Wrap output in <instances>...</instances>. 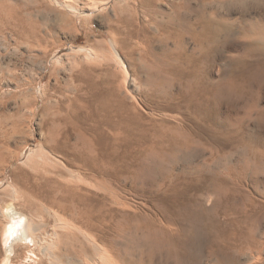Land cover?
Returning a JSON list of instances; mask_svg holds the SVG:
<instances>
[{"label":"bare ground","instance_id":"1","mask_svg":"<svg viewBox=\"0 0 264 264\" xmlns=\"http://www.w3.org/2000/svg\"><path fill=\"white\" fill-rule=\"evenodd\" d=\"M155 1L100 0L93 7H82L80 0H0V36L4 37V41L9 42V45L14 44L24 48L28 58L38 63L36 72L38 85L48 72L57 78V72L50 71L52 62L56 65H63L73 53L79 54L85 51L83 48L76 47L77 49L72 48L69 52L59 51L49 60L46 58L47 39L55 30V25L51 22H56L58 15L65 16L64 13H67L74 18H80L82 14L89 16L94 13L113 11L118 18L117 21L130 28L135 25L134 19L138 9L141 8L140 14L142 13L156 26L154 36L149 35L145 29L136 32L140 39L143 33L145 36L139 44L141 49L143 48L142 64L146 71L145 80L142 83L148 88L150 96L159 101L155 108L183 114L180 122L176 125H169L164 121L159 126L153 124L151 129H145L142 125L143 117L136 113V108L126 103V98L116 96L117 93H110L108 89L100 92L97 85L89 80L84 81L88 74H93V70L86 68L83 70L85 79L81 80L85 85L80 84L78 90L85 91L86 89L87 92L84 93L90 94L93 100L68 99L69 105L65 107L68 108L67 114L54 115L49 128V130H60L63 127L75 126V117H79L81 107H83L86 113L85 120L92 123L91 130L97 133L108 130L107 134L113 138L125 135L128 148L139 147L140 155L136 157L139 166V168L136 166L138 168L136 174L139 177L151 175L155 170H159L162 175L170 174L172 167L178 163L192 162L197 151L208 148L210 132L215 133L210 131L211 128L208 126L211 111L217 117L218 129L215 130L222 128L218 119L225 92L228 91L230 96H236L238 101L246 95L252 97V103L242 109L248 117L257 110L259 100L253 91L252 84L253 82L264 83V22L256 20L252 10L248 9L247 16H249L245 21L246 26L241 27L243 38L248 39L252 44L244 47L245 55L243 54L242 58L230 55L229 73L218 75L210 82L208 69L220 58L221 47L234 49L241 45V43L238 45L234 42L235 31L239 27V20L235 17L236 15L234 16V8H232L235 0H176L177 2L172 1L168 5L166 11L157 10ZM128 36L133 38L135 35L129 34ZM224 36L227 37L223 39ZM118 37L117 34L111 35L109 42L112 44L115 56L119 58ZM257 42H261L262 47L257 46ZM156 43H160L163 47L160 52L155 51ZM190 43L193 44L192 50L188 49ZM257 55L258 61L255 59ZM99 58L110 62L107 60L110 58L106 51L99 47L96 52L85 56L86 60L91 61ZM9 63L0 59V105L5 106L6 103L14 102L18 107H15L16 110H26L29 120L39 112L42 113L41 116L43 114L45 116V103L48 99L46 89L43 86L39 89L35 83L36 87L32 86L27 65L18 67V64ZM244 69L246 71L241 72ZM256 91H259V88ZM114 97H117L115 102L118 103V109L114 107L115 103L113 104L114 99H112ZM113 114L117 115L118 121ZM14 115H10L12 117L8 115L9 117L6 116L5 119L10 122L11 129L0 130V239L5 245V254L2 253L3 256L0 254L2 256H0V264H14L16 259L25 257L28 252L33 254L38 264H91L86 260L80 261V253L83 251L80 247L83 248V246H81V228L78 226L80 215L77 207L85 205V197L73 188L46 186L45 142H40L37 148H33L34 139H32L27 141L26 146L20 151L10 149V142L19 134L20 122H23V120L19 121L21 118L17 120ZM260 115L261 121H264V111H261ZM131 121L141 122L142 128L137 129L140 130L139 134L132 127L133 123L130 124ZM240 121L244 123L245 118ZM3 125L5 124L0 122V129ZM246 131H226L228 138H224L227 143H237L242 149V154L237 163L229 164L218 178L215 177L217 182L211 188L214 195L211 206L206 205L207 200L201 197L203 194L187 196L188 193L183 192V189L178 186L180 182L174 185L175 195L180 200L182 199V203L180 202L175 209L179 220L176 217L177 220L170 222V226L166 229L170 231L174 229L178 237L175 234L176 238L172 237L167 233L165 237V232H161L164 229L155 230V233L158 232L159 239L165 240L166 238L170 259L174 257L180 260L181 256L187 258L185 255L196 256L197 247L195 245L199 239L198 234L203 229L206 236L204 245L211 256L217 257L223 264L228 262L240 264L243 262L242 257L247 254L252 255V259L256 262L264 264V234H260L264 223V190L261 189L264 184V130H258L256 136L253 135L248 139L255 146L248 142ZM216 134H221V132L217 131ZM78 137L90 153L87 160L91 163L93 172L102 174V176L108 175L109 172L103 165L110 169L107 163H110L112 155L105 154L106 160L98 157L85 134L80 132ZM25 169L36 172V178L31 179ZM183 178L187 180V182L183 180V183L189 187L191 178L188 175ZM32 206L40 212L36 217L27 213V209ZM219 211L224 214L222 221L217 216ZM155 233L152 230L153 236ZM86 239L88 247L98 260L94 262L93 259L94 264H119L108 253L109 251L101 249L88 237ZM83 252L88 255L87 250L84 249Z\"/></svg>","mask_w":264,"mask_h":264},{"label":"rangeland","instance_id":"2","mask_svg":"<svg viewBox=\"0 0 264 264\" xmlns=\"http://www.w3.org/2000/svg\"><path fill=\"white\" fill-rule=\"evenodd\" d=\"M99 1L100 0H80V6L93 7V5ZM172 1L174 3L178 0H156L155 7L157 10L166 11L168 5H170ZM232 8L235 10V12L233 10V13H235L234 16L236 15L235 17L239 20V27H237L238 30L235 31L234 36L236 39H233L234 42H237L238 45L241 43V45L237 46L238 49H230L223 46L221 47L222 50L220 58L215 65H211L208 69L210 82L212 81V78L214 79L218 77V75L229 73L230 66L228 61H230L231 56H241L242 58L243 54L245 55L244 49L251 43V41L248 39L247 41L243 38L244 35L241 32V27L246 26L245 21L249 16H247L249 13L248 9L254 12L256 20L264 22V0H235ZM262 11L263 15L261 16ZM140 12L141 8L138 9L137 16L134 19L135 25H132L133 27L130 28L118 22V18H116L117 16L114 15L113 11H109L110 14L108 12L94 13L89 16L82 14L79 16L80 18H74L71 15L69 16L67 13H64L65 16L61 14L58 15L57 21L51 22L55 25V30L52 31V34L47 39L46 58L49 60L59 51L69 52L72 48H83L85 51L79 54L73 53V55L69 56L68 59L65 58V60H67L64 61L63 65H56L52 62L50 65V71H56L57 78L51 75L52 73L50 74L48 72L43 77L40 85H38L36 81L38 63H36L35 60L28 58V54L24 48H20L14 44L9 45L10 43L4 41V37L0 36V43L2 44V47L0 48L1 61L10 62L9 64L11 65L18 64V67L24 66V64L27 65L32 86L36 87V84L39 89L40 86H43L48 93V99L46 100V103L44 102L46 104V115L43 116V114L41 116L42 113L39 112L38 115L31 120H29L30 118H28L26 110H16L18 107L14 102H9V104L6 103L7 106L0 105V122L8 125H6L7 129L6 126L3 125L0 130L11 129L9 125L10 122L5 120L7 118L6 116H13V114H15L17 120L21 118L19 121L23 120V122H20L19 134L16 135V138L14 137V139H12L13 141L10 142V149L12 151H20L26 146V142L31 141L32 139H34L33 148H37L36 146H38L40 142H45L46 146H44V155L46 156V186L51 188H73L76 189L79 194L82 193L85 197V205L78 206L77 209L80 215L78 226L81 228V246H83V248L80 247V250H87L88 255L84 254L82 251L80 253L81 255L79 254L80 261L86 260L91 264L98 261L96 255L88 247L89 245L87 239L85 240V238L88 237L101 249L109 251L108 253L111 254L113 259L119 264H179L178 262L180 261H183L180 262V264H223V262L217 257H212L209 250H207L208 248L204 245L206 242V236L203 229L202 231L200 230L201 232L198 234L199 239L195 245V247H197L195 249L197 255H185L187 258L181 256L180 260L174 259V257H171L170 259L168 254L169 245L167 246L168 243L166 242V238L165 240L163 238L159 239L157 237L158 232L155 233V230L164 229L161 232H165V237L168 234L176 238L177 235L175 230L173 229L170 231L166 229V227L170 226V222L177 220L176 217L178 215L177 210L175 209L182 199L180 200V198L175 195L173 187L174 185H178L179 182L178 186L183 189V192L188 193L187 196H190V194L191 196L199 194V196H201L203 194L201 197L207 200L205 202L206 205H212L214 195L211 188L212 185L217 182L215 177L218 178L223 171H225L226 167L229 166V164L234 165L237 163L242 154V149L238 147L237 143L228 144L225 140L226 137L228 138V130H247V140L253 135L256 136L258 134V130H264V121H261L260 119L261 111H264V83L253 82L252 84L253 91L257 94L256 96L259 100L257 110L248 117L242 109L252 103V97L246 95V97L238 101L236 96H230L228 91L225 92L223 105L221 106L218 119L219 122H221V130H215L218 129V124L216 123L217 117L211 111L209 113L210 117L208 120V126L211 128L210 131H214L215 133L210 132V135H208V148L206 150L197 151L192 162L186 163L185 161H182L172 167L170 174H163L165 177L164 179L159 170H155L151 175L148 174L142 177L137 176L136 172L139 166L137 164L136 157L140 155L139 147L133 146L128 148L124 138L125 135L120 136V138H113L110 134H107L109 133L108 130H102L103 133H97L95 130H91L92 123L85 120L84 115L86 113L83 107H81L79 117H75V126L63 127L60 130H49L52 123L51 119L54 115L67 114L68 108L65 107L66 105H69V101H67L68 99L74 101L80 98L82 100L91 99L92 96L90 94L87 95L84 93L87 92L86 89L85 91L78 90L80 84L85 85V83L82 84L81 80L84 78L83 70L86 68L93 70V74H88L87 79L84 81L88 82L89 80L93 84L97 85L99 90H101L100 92L108 89L110 93H117L116 96H120L124 99L126 98V103L136 108V113L143 117L142 125L145 129H151L153 124H158L159 126V124H162L164 121L169 125H176L181 119H183V114H180L179 112L155 108L156 104H159V101L150 96L147 90L148 88L142 83L145 80L146 71L143 69L144 65L142 64L144 54L143 48L141 49L139 44L142 42L140 40L144 39L145 36L143 33V35L140 36V39L136 32L145 29L149 35L154 36L156 33V26L152 24L151 20L146 19L142 13L140 14ZM112 15H114V17ZM113 34H117V37L119 36V58L115 56L112 44L109 42L111 41L110 37ZM129 34H133L135 36L131 38L128 36ZM226 37L227 36H224L223 39ZM239 39L241 41H239ZM242 39L245 40L246 43ZM256 45L262 47L261 42H257ZM98 47L106 51L108 58H110L107 60L110 62L104 61L102 58L93 59L92 61L85 59V56L91 54L92 52H96ZM154 48L156 52H160L163 47L160 43H156ZM188 49L192 50L193 44L190 43L188 45ZM256 58L259 59L258 55L255 59ZM257 59L256 61H258ZM48 60H46V62ZM245 71L246 69L241 72ZM259 84L262 85L259 86ZM108 85L111 90L108 88ZM178 87H176V89ZM258 88L259 91H256ZM260 92L262 93L260 94ZM74 98L77 99L75 100ZM116 98L117 97L112 98L114 99L113 104L115 103V108L118 106V103L116 104L115 102ZM92 100L93 98L91 101ZM235 106H237V108ZM19 115H21V117ZM113 117L117 121L119 120L117 115L113 114ZM242 118H245L244 123H241L240 121ZM131 123H133V121H131L130 124ZM132 127L137 131V134H139L140 130L137 129L142 128L141 122L133 123ZM217 131H220L221 134L217 135ZM80 132L85 134L88 138L90 146L98 157L106 160L104 157L105 154L112 155L110 163H107L109 164L110 169L103 165V167L107 169L106 171L109 172L108 175L102 176V174H96L93 172L92 165L89 160H87V158L90 157V153L79 141L78 136ZM151 132H153V130ZM248 142L250 143L249 140ZM250 144L255 146L254 143ZM130 150L131 152H129ZM37 159L39 160V158ZM39 163L42 164V162ZM25 170L30 175L31 179L34 180L36 178V172L31 169ZM185 175H188V177L191 178L189 187L183 183V180L187 182V180L183 178ZM196 182L197 184H195ZM261 189L264 190V184ZM27 213H31L32 216L36 217V215L40 212L37 211L36 207L32 206L27 209ZM217 216L219 220H224V214L222 211H219ZM170 217L175 218H171V220H169ZM152 230L153 233H155L154 236L152 234ZM260 234H264V223L261 226ZM85 235L86 237H84ZM164 245L166 246L164 247ZM0 249V254H5V245L1 239ZM154 249L156 250L155 252L153 251ZM25 257H21L19 260L16 259L14 264H38L32 253L28 252ZM196 257L198 259H196ZM242 261L243 262L240 264H260L252 259V255L249 254L243 256ZM225 264L231 263L228 262Z\"/></svg>","mask_w":264,"mask_h":264}]
</instances>
